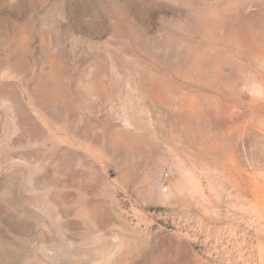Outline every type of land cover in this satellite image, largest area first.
Returning a JSON list of instances; mask_svg holds the SVG:
<instances>
[{"label":"rangeland","instance_id":"rangeland-1","mask_svg":"<svg viewBox=\"0 0 264 264\" xmlns=\"http://www.w3.org/2000/svg\"><path fill=\"white\" fill-rule=\"evenodd\" d=\"M0 264H264V0H0Z\"/></svg>","mask_w":264,"mask_h":264}]
</instances>
